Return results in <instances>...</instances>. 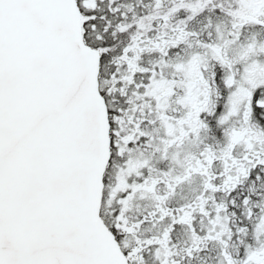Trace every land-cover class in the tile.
<instances>
[{"label": "snow or ice", "instance_id": "6c2138e0", "mask_svg": "<svg viewBox=\"0 0 264 264\" xmlns=\"http://www.w3.org/2000/svg\"><path fill=\"white\" fill-rule=\"evenodd\" d=\"M0 264H264V0H0Z\"/></svg>", "mask_w": 264, "mask_h": 264}]
</instances>
